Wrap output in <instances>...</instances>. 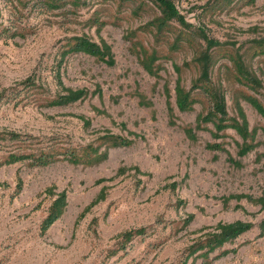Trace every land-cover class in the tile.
Listing matches in <instances>:
<instances>
[{
	"label": "rangeland",
	"instance_id": "1",
	"mask_svg": "<svg viewBox=\"0 0 264 264\" xmlns=\"http://www.w3.org/2000/svg\"><path fill=\"white\" fill-rule=\"evenodd\" d=\"M140 1L143 8L135 14L133 4ZM173 1L195 27L225 42L213 50L218 58L213 80L226 92L231 117L243 109L258 146L240 155V134L229 128L216 138L211 123L210 129H196V138L187 135L185 127H196L208 104L181 112L174 86L178 77L186 87L198 77L194 56L206 41L196 37L171 52L166 40L141 29L160 13L150 1L88 0L77 13L66 14L20 11L12 0H0V23H15L25 32L0 38V131L33 136L36 146L75 150L101 144L107 131L134 140L111 148L97 165L61 159L48 166L28 160L1 164L18 147L0 141V264H264L259 226L264 208L247 197L264 199V118L244 98L253 91L238 81L225 56L229 50L243 54L263 81L257 95L264 100V56H253L255 40L264 39V0H238L224 9L216 7L220 0ZM171 25L179 34L189 30L176 20ZM83 34L109 44L116 63L85 53L69 56L61 69L64 85L88 89L89 95L64 106L47 105L46 98L61 91L55 77L61 46ZM140 44L166 56L158 61V77L143 66ZM31 76L43 87L20 103L8 101L14 88L28 92L18 83ZM214 142H224L227 151L210 149ZM62 192L66 210L44 231L43 221ZM189 214L194 219L180 229ZM236 220L254 226L224 246L235 251L209 262L188 256L197 238L219 222ZM139 227H146V234L123 249L122 233Z\"/></svg>",
	"mask_w": 264,
	"mask_h": 264
},
{
	"label": "trees",
	"instance_id": "2",
	"mask_svg": "<svg viewBox=\"0 0 264 264\" xmlns=\"http://www.w3.org/2000/svg\"><path fill=\"white\" fill-rule=\"evenodd\" d=\"M127 2L136 3V0H124ZM158 10L159 14L149 20L141 29L145 32H151L157 39L166 40L170 51L178 50L184 44L191 43L196 37H201L206 41V47L198 50L194 56V62L199 67L200 73L196 79L193 80L190 87H186L180 77L177 78L174 91H175V105L181 112L191 111L194 105L198 102L208 104L206 113L198 116L196 127L186 126L185 131L191 138H196L195 130L210 129L207 124H213V129H210L212 135L216 138L226 136L225 131L229 128L235 129L243 139V143L239 145V154L246 155L258 146L256 141V131L250 130L247 116L242 108H239V117H231L228 111L226 92L222 84H217L213 80V72L218 62L217 56L213 53L216 47L225 45V42L209 36L207 31L201 27H195L194 24L189 22L185 15L178 9L173 0H148ZM238 0H220L217 4L218 9H224L225 5H232ZM15 6L20 10L31 9V11H59L58 13L65 12L66 14L77 13L81 7L88 5V0H12ZM122 4V3H121ZM143 2L133 4L132 11L138 14L143 8ZM16 8V9H17ZM20 10V11H21ZM18 12V11H17ZM176 20L183 27L189 29L185 34L173 32L172 21ZM99 21V20H98ZM97 21V22H98ZM99 23V22H98ZM103 25V23H100ZM101 25V27H102ZM25 32L21 30L15 23L11 25H4L0 23V38H15L17 36H24ZM173 35V37H171ZM172 38V40H170ZM255 48L253 56H264V39L255 40ZM193 46V45H191ZM139 47L140 60L145 69L158 77L160 71L159 59L166 57L160 54L157 50H149L142 44ZM60 61L57 65L56 79L57 84L61 87V91L54 97L46 98L47 105L50 106H64L74 103L89 95V90L85 88L73 89L64 85L62 81L61 69L66 58L73 54L85 53L96 57L97 59L106 62L109 65H114L115 58L112 48L106 42L101 44L94 41L87 35H74L67 38L66 42L60 48ZM225 56L229 57L231 63L236 70V77L239 82L247 86L253 94H246L244 98L252 104V106L264 118V100L258 97L257 94H262L261 87L263 81L257 73L251 69L244 59L243 54L238 50L233 52L227 51ZM170 57V56H167ZM175 70L180 73L181 66L174 63ZM40 78L34 76L28 77L26 80L19 82L23 85L24 90L28 91L22 95V92L15 93L17 88L12 89L13 94L9 96L8 101H16L20 103L24 99L31 96V93L38 91L43 87L41 83H37ZM39 93V92H38ZM3 94L2 96H4ZM33 136H28L14 130L0 131V141L10 143H17L18 149L10 151L5 160L1 164H10L18 161L28 160L33 166H48L58 160L65 159L74 164L97 165L104 162L109 157V150L113 147L129 146L134 140L128 139L109 131L101 136L103 142L99 145L88 143L81 150L71 148H60L56 144H48L47 146H36L32 139ZM208 147L215 150H225L224 142L209 143ZM264 156V154H263ZM231 159V157H230ZM235 164L238 161L233 159ZM104 196L94 200L91 205L99 202ZM252 201L261 203L264 208V199L253 200L252 196H247ZM67 196L62 192L51 204L48 214L43 221V230L46 231L57 219H59L67 206ZM194 219L193 214H189L184 220L182 228H186ZM254 226L251 222L236 220L233 222H219L214 230L207 232L204 236L197 238L189 246L188 256L195 258L201 257L204 261L209 262L214 258H219L229 254L232 251L224 246L227 243H232L241 234L249 231ZM261 235L264 233V219L259 223ZM147 232L146 227H139L131 229L122 233V248L125 249L127 244L130 243L137 236H144Z\"/></svg>",
	"mask_w": 264,
	"mask_h": 264
}]
</instances>
